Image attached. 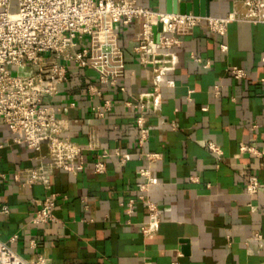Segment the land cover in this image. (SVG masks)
<instances>
[{
  "label": "crops",
  "instance_id": "0c3cea01",
  "mask_svg": "<svg viewBox=\"0 0 264 264\" xmlns=\"http://www.w3.org/2000/svg\"><path fill=\"white\" fill-rule=\"evenodd\" d=\"M137 2L166 11L165 0ZM230 11L243 14L245 8L240 0H211V15ZM118 31L126 74L117 85L101 83L93 68L69 62L57 93L44 99L62 107L65 135L84 147L94 144L83 169L50 168L45 148L38 152L15 143L0 120V171L6 174L0 200L9 207L0 211V240L25 258L43 254L53 264H264V24L233 20L219 34L201 22L173 33L179 41L162 52L155 64L160 71L144 63L138 50L143 18L118 24ZM233 65L247 76L234 77ZM89 84L102 96L92 94ZM141 98L148 107L140 106ZM103 99L112 107L98 117L92 106ZM138 116L150 128L143 146ZM116 148L130 159L120 163ZM141 151L159 158L150 163ZM104 152L106 170L99 173L94 162ZM39 166L48 185L15 178ZM148 166V195L161 214L151 235L141 231L148 216L142 202L127 213L128 200L146 180L139 171ZM249 173L261 181L254 194L245 188ZM51 192L58 194L54 220L33 223L39 200Z\"/></svg>",
  "mask_w": 264,
  "mask_h": 264
},
{
  "label": "built area",
  "instance_id": "2783aa9c",
  "mask_svg": "<svg viewBox=\"0 0 264 264\" xmlns=\"http://www.w3.org/2000/svg\"><path fill=\"white\" fill-rule=\"evenodd\" d=\"M11 1L0 0V120L11 132L15 143H24L38 152L45 148L50 168H63L73 173L85 167L86 151L95 146L91 143L84 147L65 135L67 126L65 118L60 115L62 107L44 100L46 96L55 95L59 83L67 78L69 62L78 67L93 68L101 83L117 85L126 74L125 53L119 41L120 23L128 24L143 18V39L138 50L142 61L153 64L155 71L161 70L160 66H155L159 64L157 55L179 41L173 33L185 32L201 22L219 34H225L233 20L264 24V0H240L245 8L243 14L230 11L225 15L208 16L153 11L137 0H17L18 9L15 11L10 9ZM159 22L163 23V29L159 32V40L155 41L152 26ZM220 47L227 50L224 43ZM194 59L201 60L199 57ZM229 70L238 79L247 76L246 70L237 65ZM89 91L102 96L95 84H89ZM219 92V86L215 85L214 93L218 95ZM139 101L141 107H148L142 98ZM111 107V100L103 99L102 104L92 106V111L103 117ZM136 124L140 133L138 143L143 146L150 128L143 116L136 118ZM3 147L0 142V154ZM210 148L216 150L217 146L210 143ZM114 154L122 164L131 157L120 148H116ZM142 154L150 163L159 158V153L141 151ZM107 155L104 152L97 156L95 171L102 173L106 170L104 157ZM139 172L146 180L139 183L136 198L128 200L127 213L131 215L137 201L142 202L148 216L141 231L151 235L161 220V214L157 203L148 195L153 183L150 167L141 168ZM5 177L6 174L0 171V179ZM15 178L22 180L23 184H49L46 169L42 166L22 169ZM260 186L259 176L249 173L246 191L254 194ZM57 195L51 192L39 200V208L31 218L33 223L47 224L54 220ZM0 211L9 212V207L1 200ZM253 236L261 237L258 232ZM0 264L53 263L43 254L25 258L7 241L0 240Z\"/></svg>",
  "mask_w": 264,
  "mask_h": 264
},
{
  "label": "water",
  "instance_id": "95a60500",
  "mask_svg": "<svg viewBox=\"0 0 264 264\" xmlns=\"http://www.w3.org/2000/svg\"><path fill=\"white\" fill-rule=\"evenodd\" d=\"M211 0H165V10L168 13H193L194 15L208 16ZM163 29V23L159 22L152 26L154 40H159V32ZM187 242L186 239H183Z\"/></svg>",
  "mask_w": 264,
  "mask_h": 264
},
{
  "label": "rangeland",
  "instance_id": "374dc122",
  "mask_svg": "<svg viewBox=\"0 0 264 264\" xmlns=\"http://www.w3.org/2000/svg\"><path fill=\"white\" fill-rule=\"evenodd\" d=\"M11 10L15 11L18 9V4H17V0H12L11 1V7H10Z\"/></svg>",
  "mask_w": 264,
  "mask_h": 264
},
{
  "label": "bare ground",
  "instance_id": "6f19581e",
  "mask_svg": "<svg viewBox=\"0 0 264 264\" xmlns=\"http://www.w3.org/2000/svg\"><path fill=\"white\" fill-rule=\"evenodd\" d=\"M165 26L167 27L168 25H165ZM157 59L159 60L158 63L161 62L163 60L162 55L161 54H158L157 55Z\"/></svg>",
  "mask_w": 264,
  "mask_h": 264
}]
</instances>
